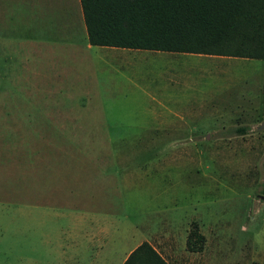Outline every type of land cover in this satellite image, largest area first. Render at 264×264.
<instances>
[{"label": "rangeland", "instance_id": "rangeland-1", "mask_svg": "<svg viewBox=\"0 0 264 264\" xmlns=\"http://www.w3.org/2000/svg\"><path fill=\"white\" fill-rule=\"evenodd\" d=\"M69 1L80 7V0H46L49 7H42L53 18L45 19L37 13L44 0H0V264H51L47 249L60 240V226L72 223L68 214L56 215L53 204L68 199L87 175L95 181L108 175L96 172L102 165L124 178L117 190L122 215L138 208L132 199L168 203L183 246L190 223L200 222L209 251L216 249L210 264H264V97L230 124L243 103L221 111L220 119L214 108L201 107L214 100L221 105L229 91L247 92V82L255 97L264 60L177 54L179 75L165 73L176 72L168 58L135 62V82L127 78L134 66L123 68V89L110 100L104 83L113 73L99 71L105 61L97 52L84 69L95 81L81 86L60 63L38 54L35 41L45 33L38 35L34 25L64 20ZM157 94L176 109L162 108ZM167 122L188 123L183 137L211 133L197 142L140 140L170 132L161 129Z\"/></svg>", "mask_w": 264, "mask_h": 264}, {"label": "crops", "instance_id": "crops-1", "mask_svg": "<svg viewBox=\"0 0 264 264\" xmlns=\"http://www.w3.org/2000/svg\"><path fill=\"white\" fill-rule=\"evenodd\" d=\"M44 1V4L40 3L41 5H38V15H41L45 19L53 18L51 17L52 13L42 7H49V3H46V0ZM69 2L71 9L67 11L64 20L34 25L33 28L37 31L38 35L42 31L45 33V35L43 34V40L39 39L35 41L38 47V54H42L46 59L50 58L54 62L60 63L64 70L66 69L74 74L77 79V81L74 79V83L77 86H81L83 82L85 84H92V81H95V78L90 73L84 72V69L89 67L94 61L90 53L97 52L99 61H105V65L99 71L103 70L113 73V75L108 77L107 82L104 83L106 87L104 94L108 95L110 100L123 89L124 81L122 77L125 75L121 73L123 68L134 66L132 76H128L127 78L129 81L135 82V62L146 61L152 58L160 60L168 58L172 61L171 65L176 72H171L170 70L165 73L179 75L183 73L179 70L181 68L180 64L173 61L174 58H179L177 54H197L202 58H206L201 61L233 57L93 45L88 39L81 1L79 8L74 4L72 5L71 1ZM48 37H51L54 41H51ZM126 51L131 55L126 53ZM197 63L201 68L212 65L208 64L206 66L202 62ZM258 70H263V68L260 67L259 69L258 67ZM255 80L258 82L255 83L258 84V94L256 96L259 95L258 98L260 100L261 97H264V87L261 86L264 77H259ZM246 84L249 85L247 92H243V89H241L239 94L236 91H229L227 92L229 94L228 97L225 98L221 105H218L220 102H215V100L214 102H209L213 104L212 106L204 102L201 105L202 109L205 111L209 110V108H214L217 111V118L220 119L221 111L231 109L234 107L232 104L237 101L243 103L244 107L237 105L239 110L235 118L231 116L227 120V123L230 124L242 111L255 109L259 107L256 104H261V100H256V96L253 97L252 94L248 93L249 90L252 91V84H249V82ZM124 92L126 91L124 90ZM154 101L159 103L164 109H176V106L173 105L175 104L174 101H171L164 94H157V98ZM194 109L195 107L192 108V110ZM194 113L195 111L190 113L187 118L196 116ZM72 122H74L73 125H78L74 120ZM224 123H226L225 120L222 121V124ZM161 126L162 130L170 132L140 140L148 142H197L209 137L211 133L203 131L199 136L193 133L191 135L188 134V137H183L182 132H186L189 129L190 125L188 123L185 126H180L179 124L173 126L167 122L161 124ZM214 153L217 152L213 151L209 157L213 158L215 156ZM185 154L193 157V155H189L188 153ZM214 163L215 161L212 162V164ZM112 166L108 167L106 165L104 167L102 165L95 167L96 172L106 170L108 175H103L98 181L94 179L95 174L94 176L91 174L87 175V181L83 185L80 182V186H78L76 192L71 193L68 199L60 200L59 204H53L59 206L54 209L55 214L59 217L68 214L72 218V223L69 228L65 225L60 226V229L56 232L60 233V240L47 249L48 257L52 260L51 264H124L130 255L144 242L149 243L168 264H210L216 249L209 251V238L206 237L201 228V232L206 237L205 248L201 252H192L187 249L186 243L189 228L186 233L185 245L183 246V244L178 242V233H175L174 230L175 221L171 215L172 208L168 203L162 204L157 201L153 204H141L140 201L132 199L128 202L136 207L138 206V208H134L132 212L122 215L120 210L124 205V201L123 203L119 202L121 199H118L120 197L117 190L119 189L118 183L120 184V181H124V178L118 179L114 174H110L113 171ZM90 179L93 180V183L88 185ZM93 185L97 188H93ZM144 206H152L154 209L144 210ZM229 233L231 232L229 231ZM230 239L235 242L234 238L230 237ZM220 255V253L216 254L217 257H220Z\"/></svg>", "mask_w": 264, "mask_h": 264}, {"label": "trees", "instance_id": "trees-1", "mask_svg": "<svg viewBox=\"0 0 264 264\" xmlns=\"http://www.w3.org/2000/svg\"><path fill=\"white\" fill-rule=\"evenodd\" d=\"M80 1L93 45L264 60V0ZM186 244L189 251L204 250L200 222L190 224ZM124 264L168 262L144 242Z\"/></svg>", "mask_w": 264, "mask_h": 264}, {"label": "water", "instance_id": "water-1", "mask_svg": "<svg viewBox=\"0 0 264 264\" xmlns=\"http://www.w3.org/2000/svg\"><path fill=\"white\" fill-rule=\"evenodd\" d=\"M263 126H264V125H263ZM263 126H262V127H263Z\"/></svg>", "mask_w": 264, "mask_h": 264}]
</instances>
